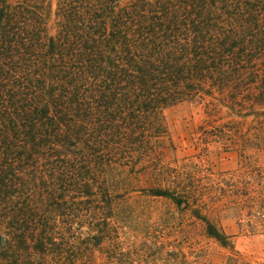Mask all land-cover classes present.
Segmentation results:
<instances>
[{
	"label": "trees",
	"instance_id": "1",
	"mask_svg": "<svg viewBox=\"0 0 264 264\" xmlns=\"http://www.w3.org/2000/svg\"><path fill=\"white\" fill-rule=\"evenodd\" d=\"M180 101L202 113L196 145L247 164L264 0H0V264H133L122 197L200 207L220 196H195L196 180L234 190L199 156L161 158Z\"/></svg>",
	"mask_w": 264,
	"mask_h": 264
},
{
	"label": "rangeland",
	"instance_id": "2",
	"mask_svg": "<svg viewBox=\"0 0 264 264\" xmlns=\"http://www.w3.org/2000/svg\"><path fill=\"white\" fill-rule=\"evenodd\" d=\"M163 112L161 158L199 156L213 171L233 173L236 185L228 194L209 191L205 179L196 180L195 196L208 198L211 192L220 196L200 207L176 205L167 196L146 195L143 190L122 197L118 207L129 211L126 222L140 231L133 264H264V114L258 116L259 123L247 115L245 165L235 150L196 145L202 113L194 104L176 102ZM201 215L223 233L221 239L206 232Z\"/></svg>",
	"mask_w": 264,
	"mask_h": 264
}]
</instances>
